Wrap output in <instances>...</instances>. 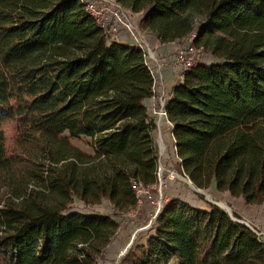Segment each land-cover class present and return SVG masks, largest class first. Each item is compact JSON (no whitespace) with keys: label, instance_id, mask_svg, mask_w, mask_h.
Instances as JSON below:
<instances>
[{"label":"trees","instance_id":"obj_1","mask_svg":"<svg viewBox=\"0 0 264 264\" xmlns=\"http://www.w3.org/2000/svg\"><path fill=\"white\" fill-rule=\"evenodd\" d=\"M161 43L195 33L211 57L167 104L199 188L264 205V0H119ZM154 79L143 51L109 41L81 0H0V264H97L156 181ZM6 124H12V149ZM93 139V153L72 138ZM222 207L171 197L119 264H264V240Z\"/></svg>","mask_w":264,"mask_h":264},{"label":"built area","instance_id":"obj_2","mask_svg":"<svg viewBox=\"0 0 264 264\" xmlns=\"http://www.w3.org/2000/svg\"><path fill=\"white\" fill-rule=\"evenodd\" d=\"M81 1L84 3L86 12L92 17L95 24L102 30L109 41L127 43L139 46L142 49L146 63L153 75L154 83L152 95L150 96L152 106L148 109V112L154 124L151 134L157 151L156 181L151 184H146L137 178L130 179L136 198V207L132 211L136 209L141 210V207H146L145 204L150 208H154L150 222L141 228L146 229L149 227L148 229H151L161 209L170 200L169 196L164 195L168 179L172 180L178 177L175 176L176 173L189 178L183 168H180L181 173L175 168L176 165L182 167L183 159L178 154L177 140L174 134L175 126L168 117V101L171 98L174 87L183 81L185 73L197 65L209 61L211 57L202 48L196 46L194 42L195 33H191L182 40L173 42L175 45L173 49L175 60L170 65L174 69H177V74L172 78L173 85H171V88H168V80L170 81L171 79H167V75L162 73L164 68L162 60L156 53V49L151 40L148 38L151 33L140 28L139 21L133 17L134 13L126 8L119 0ZM123 34L127 36L123 37ZM166 136L170 140H167ZM168 151L170 152V158L167 157L169 156L167 155ZM167 160L170 161L169 166H167ZM230 208L233 214L236 213L238 215V217H234L235 219L248 225L264 240L263 222L252 220L234 208Z\"/></svg>","mask_w":264,"mask_h":264},{"label":"rangeland","instance_id":"obj_3","mask_svg":"<svg viewBox=\"0 0 264 264\" xmlns=\"http://www.w3.org/2000/svg\"><path fill=\"white\" fill-rule=\"evenodd\" d=\"M140 16H142L141 13H134L133 17L136 20H140ZM6 130L8 133L9 139V147L12 149V124H6ZM73 144L80 147L81 149L88 151L90 153H93V139L90 137H79V138H72ZM167 157L170 158V152L168 151ZM167 166H169L170 161H166ZM172 163V162H171ZM176 170L178 172H182L178 165L175 166ZM182 175H178V177L173 178L172 180L168 179L166 190H164V195L171 197H177L182 198L186 201H189L195 205L199 206H207V196L205 194L197 192L191 183L186 181L182 178ZM191 184V185H190ZM206 190L211 195V199L222 201L223 203L227 204L229 207H232V204L229 203L226 198L230 194L229 192H221L218 191L213 185L210 186ZM169 201V200H168ZM146 207H141V210H135L130 211V213H127L126 215L119 214L117 212H114L112 206L109 202L104 200V202L100 205H95L92 207H87L84 202H82L79 199H75V202L73 203V209L80 210V211H90V212H102L105 214H111L114 216L115 219L119 222V231L116 235L115 239L113 240L112 244L110 245L109 249L106 251L104 257H100L97 264H119L123 258V256L126 254V251L124 255H122L119 259V263H117L118 256L124 252V249L130 244V241L133 237V242L131 243L130 247L135 246L137 244L143 243L146 241L147 236L150 232L148 228L141 229L144 227L148 222H150V219L154 213V208L149 207L147 204H145ZM235 209V208H234ZM236 210V209H235ZM239 212V210H237ZM240 213V212H239ZM236 214V213H234ZM242 214H245L242 212ZM246 215V214H245ZM154 225V224H153ZM129 247V248H130ZM128 248V249H129Z\"/></svg>","mask_w":264,"mask_h":264},{"label":"crops","instance_id":"obj_4","mask_svg":"<svg viewBox=\"0 0 264 264\" xmlns=\"http://www.w3.org/2000/svg\"><path fill=\"white\" fill-rule=\"evenodd\" d=\"M141 20V19H140ZM139 20V24H140ZM126 34H123V37H126ZM148 38L151 40L152 44L154 45L156 49V53L162 60V63L164 65V68L162 70V73L167 75L168 80V88H171V85H173L172 78L177 74V69H174L170 64L175 60V54L173 53V49L175 47L173 42L170 43H161L154 35L148 36ZM175 42V41H174ZM130 43V40H129ZM170 86V87H169ZM146 105L148 108L152 106V100L151 97L146 99ZM167 140H170L168 136H166ZM226 200L232 204L233 208L236 210H239L240 213H245L244 215L248 218L263 222L264 223V205H258V204H247L245 199L243 197H234L231 194L228 195Z\"/></svg>","mask_w":264,"mask_h":264},{"label":"water","instance_id":"obj_5","mask_svg":"<svg viewBox=\"0 0 264 264\" xmlns=\"http://www.w3.org/2000/svg\"><path fill=\"white\" fill-rule=\"evenodd\" d=\"M189 179H190V177H189ZM190 182L193 183L191 179H190ZM190 185H191V184H190ZM193 185H194V189H195L197 192L202 193V194H205V195L207 196V200H208L209 202H212L213 204H216V205L222 207V208L225 209L227 212H229L232 216L234 215V214H233V211L231 210V208H230L227 204H224L222 201H217V200H213V199H211V195H210V193H208L206 190H204V189H202V188L197 187L194 183H193ZM132 242H133V237H132V239H131V241H130V244L124 249V252H122V253L118 256V258H117V259H118V260H117V263H119V259H120V257H121L122 255L125 254V252L128 250V248L130 247V245H131Z\"/></svg>","mask_w":264,"mask_h":264},{"label":"bare ground","instance_id":"obj_6","mask_svg":"<svg viewBox=\"0 0 264 264\" xmlns=\"http://www.w3.org/2000/svg\"><path fill=\"white\" fill-rule=\"evenodd\" d=\"M178 175H179V174H178V173H176V175H175V176H178ZM182 178H183V179H185L186 181L188 180V182H189V183H191L189 178H186V177H182ZM191 184L193 185V183H191ZM193 188H194V185H193ZM224 204H225V203H224Z\"/></svg>","mask_w":264,"mask_h":264}]
</instances>
